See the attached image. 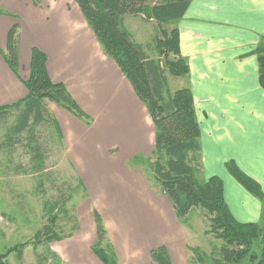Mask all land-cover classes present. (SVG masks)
<instances>
[{"label": "crops", "instance_id": "obj_1", "mask_svg": "<svg viewBox=\"0 0 264 264\" xmlns=\"http://www.w3.org/2000/svg\"><path fill=\"white\" fill-rule=\"evenodd\" d=\"M72 1L39 0L34 5L32 0H0V10L16 18L0 16V107L26 97L22 83L36 49L46 57L50 80L64 84L92 119L86 127L45 102L87 195L77 209L76 230L49 243L48 253L62 264H103L92 251L97 241L95 209L118 264H153L149 253L160 246L172 264H188L189 248L179 237L185 226L171 204L158 187L147 186L138 169L123 166L133 157L128 156L131 149H146V157L152 153L151 119L119 68L103 55ZM14 25L18 34L12 71L4 58ZM174 25L180 56L188 65L185 86L199 127L203 178L222 181L225 204L237 222L258 223L259 201L228 174L225 164L233 162L264 192V89L253 54L264 40V0H191ZM112 142L119 148L109 156L102 149ZM18 259L31 264L23 249Z\"/></svg>", "mask_w": 264, "mask_h": 264}, {"label": "trees", "instance_id": "obj_2", "mask_svg": "<svg viewBox=\"0 0 264 264\" xmlns=\"http://www.w3.org/2000/svg\"><path fill=\"white\" fill-rule=\"evenodd\" d=\"M38 5L39 0H32ZM85 23L99 45L103 55L111 59L131 85L135 96L144 105L153 125V150L150 158L133 160L150 176L160 193L167 198L175 217L184 225L189 212L200 209L207 217V234L222 242L220 248L206 253L197 248L189 249L188 264H264V192L251 178L242 173L233 162L225 164L228 174L261 206L258 223H239L230 214L223 197V183L218 177L202 179L201 146L199 127L188 87L171 91L167 75L188 77L186 59L179 53V34L174 25L180 21L191 0H73ZM142 16L146 22L154 23L159 29V37L154 38L147 47L136 43L126 29L124 20L128 16ZM0 16L15 18L0 10ZM18 26L14 25L7 34V54L5 62L16 69V42ZM152 50H151V49ZM154 53L149 57L146 52ZM257 61L258 83L264 89V40L253 52ZM26 97L16 104L0 107L2 121L14 115V123L7 129L5 144H0V155L8 158L16 145H20L30 155V166L16 165L9 168L10 160L3 164L2 170L16 175H37L44 178L43 147L38 133L46 134L45 145L50 143L61 147V134L45 102L65 111L86 127L92 119L76 103L62 83L50 80L46 71V57L36 49L31 51L30 73L22 83ZM2 145V147H1ZM2 174L6 172L2 171ZM52 180L51 177L47 178ZM44 180V179H43ZM53 183V181H51ZM62 184V187L66 186ZM42 188V184L40 185ZM68 186V185H67ZM61 187V188H62ZM83 188L80 181L76 187H67V197L61 189L59 200L43 204L44 215L50 223L38 232L36 244H45V255L37 254L38 264H62L47 246L53 241L68 238L76 230L74 224L67 236H57L55 219L65 212L71 201L74 189ZM43 193V188L41 192ZM63 196V197H62ZM61 198V199H60ZM57 212V213H56ZM92 216L95 224L96 244L94 255L103 264H118L102 219L94 209ZM36 252V251H35ZM20 255V252H18ZM153 264H172L165 247L150 251ZM0 255V264L4 262Z\"/></svg>", "mask_w": 264, "mask_h": 264}, {"label": "rangeland", "instance_id": "obj_3", "mask_svg": "<svg viewBox=\"0 0 264 264\" xmlns=\"http://www.w3.org/2000/svg\"><path fill=\"white\" fill-rule=\"evenodd\" d=\"M71 5L74 9L76 8L73 1ZM124 25L131 33L133 40L143 47H147L149 43L154 41V38L159 37V29L157 26L154 23L144 21L142 16H128L124 20ZM174 26L175 25H170L164 28L170 29ZM146 53L149 57L154 56V53L149 51V49ZM167 80L171 91L182 88L186 84L185 78L181 77L167 75ZM13 123L14 115L7 116L3 121L0 117V144H5L7 129H10ZM40 131L38 137L44 145L43 154L44 164L46 166L44 180L32 174L16 175L12 172V169L6 173V175H8L7 178L10 179H5V176L0 177V251L2 255L5 256L3 260L6 264H20L17 252H20L22 249L25 253V260L27 263L31 262V264H38L37 254L44 256L46 251L45 244H36V237L39 230L45 224L50 223L48 217L44 215V202L46 200L51 203L58 201L60 196L58 190L60 189L64 191L63 195L67 197L68 193L66 191L68 189L66 188L69 187V184L70 187L74 188L78 185V181H80L74 166L69 160L65 139L61 137V147H57V145L53 146L51 143L45 145L46 134L43 130ZM99 145V147L102 146L101 144ZM118 148L119 147L112 142L106 147L103 146L102 152L111 156L117 153ZM145 150L141 152V148L137 150L131 149L130 155L128 156L133 157L131 160H127L123 166L131 170L133 168L138 169L140 175L142 174L145 178L149 188H153L154 186L158 187L154 184L150 176L147 175V172L144 171L143 166L138 165L133 160V158H138L139 160L150 158L151 154L146 157ZM124 152L125 149L123 150V159L126 158L124 156L126 153ZM7 156L9 157L5 159L1 157L0 166L2 168L3 164H7L8 160H10V163L12 162L10 165L7 164L10 166L9 168H13L16 165H22L28 168L31 165L29 160L30 155L27 154L26 150L20 145H16L13 152L11 151ZM128 156L127 158H129ZM2 168L0 171H3ZM50 177L52 180L48 181L47 178ZM202 179H204L203 175ZM51 181H53V183H51ZM63 183H66L68 186L66 185L63 188ZM41 184L43 193H40L42 189L40 186ZM74 191L73 198L65 206V212H67L68 215L64 216L63 213H59L55 219V231L57 236H67L71 233L74 224L77 223L76 215L79 204L87 197L84 188L77 187ZM206 218L204 213L198 208H194L189 212L184 224L185 228L183 227L179 235L181 241H183L189 249L197 248L208 253L215 247H221V241L206 233L208 230ZM64 239L67 238L65 237ZM24 250L27 251L25 252Z\"/></svg>", "mask_w": 264, "mask_h": 264}]
</instances>
